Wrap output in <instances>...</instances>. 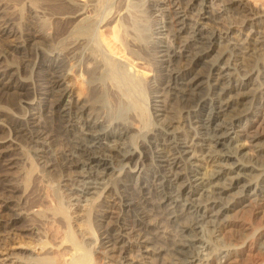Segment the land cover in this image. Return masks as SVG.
<instances>
[{"label":"bare ground","instance_id":"6f19581e","mask_svg":"<svg viewBox=\"0 0 264 264\" xmlns=\"http://www.w3.org/2000/svg\"><path fill=\"white\" fill-rule=\"evenodd\" d=\"M129 1L0 0V36L19 33L26 13L29 27L13 50L36 56L25 76L0 58V103L21 111L0 104V204L10 214L0 220V252L11 235L25 233L46 254L9 252V261L58 264L48 256L55 247L45 229L49 221L64 234L58 246L70 245L65 264H97L95 253L104 261L115 257L116 264H141L160 257L167 242L169 264H232L240 246L223 245L220 237L233 221L248 224L241 246L257 238L264 251V226L253 225L251 214L243 217L264 205V45L229 46L225 34L206 31L208 23L200 21L215 20L208 0H190L198 6L193 22L182 6L169 3L170 21L163 17L164 29L151 34L159 40L149 41L143 33L152 28H135ZM226 1L228 10L242 0ZM38 22L49 24L50 50L41 46L44 32L31 27ZM60 136L70 142L65 161L74 174L67 196L52 188L55 208L26 209L31 182L58 170L49 150ZM17 140L37 145L36 156L45 159L38 160L40 170L29 159L24 187L10 179L18 169ZM148 205L180 228L177 238L151 219ZM111 207L117 217H109ZM74 223L85 230L79 233ZM90 232L99 245L93 251L81 240Z\"/></svg>","mask_w":264,"mask_h":264},{"label":"rangeland","instance_id":"374dc122","mask_svg":"<svg viewBox=\"0 0 264 264\" xmlns=\"http://www.w3.org/2000/svg\"><path fill=\"white\" fill-rule=\"evenodd\" d=\"M131 1H133V2H131ZM178 1L179 0H130L129 5H131V6H133V5L130 3H133V4L137 3V4H135L134 8L129 6V8L131 9V11L129 9V11L131 13V14L129 13L130 14L129 16H131V18L135 19V21H133V19L130 18L131 22L133 21L135 23L134 24L135 28L138 31H141L142 29H146L148 27L152 28L151 31L145 30V32L143 33L144 37L147 34V36L145 37L146 40L149 39V41H151L150 39L152 36L153 37L152 40L157 41L159 39H154L155 35L154 36L151 35L152 31L155 28L159 29L160 27H161L160 29H164L163 28V26H164L163 19L166 16V18H165L166 22L170 21L168 19L167 15L173 9L172 7L176 6V4H178V5L175 7V9L179 10L180 6H182V9H180L179 11L182 12V15H184V13H185L186 17L188 16V18H190V19H188L189 22H193L194 21L193 19H197L199 17L197 15L198 14V12H197L198 6H195V4H194L195 1L189 0L190 2L188 4L186 3V0H185V2L183 0L182 3L178 2ZM224 2H226V4H227L226 0H208L207 1V5L209 4L211 6V8L213 9V10H211V9L210 10L214 13L213 19H215V20L212 22L211 21H202V22L200 21V23H208V25L207 24L203 25L205 27V30L207 29L206 31H212L215 28L216 32H219L223 36L225 34V37L227 38V42L230 43L229 46L234 45V43L235 44L239 43V44H242L243 46L254 45L257 48L258 47L261 48V50H262V47L264 45V0H242L240 2L238 1V2H236L233 9H228V10L224 9L225 7H227V6H225L226 4ZM169 3L172 5V7ZM196 3H200V0H197ZM162 8H163V10H162ZM206 9H208V8H206ZM166 10H168V11H166ZM132 11L134 13H132ZM26 16H27V14L25 13L23 16L22 22L20 24H18V26H17V30L19 33H16L15 36L13 35V36H9V37L0 36V58L1 59L3 58L2 60L3 61L5 60V62H7L9 64L12 63V66L14 65V67L19 70V73L21 76L22 75L25 76L26 73H25L24 69L27 68L28 64L30 66L32 65L31 67H33L34 63H36L35 62V59H36L35 58L36 57L35 52L32 53V51L30 52V50L29 51L27 50L26 51L27 54L25 53V54L21 55V54L14 52V50H13V46L17 45L21 41L19 38L20 35L22 36L25 28L29 27V24L26 22L28 20L27 19L28 16L27 17ZM198 20H199V18H198ZM47 24H48L47 22H45V24L42 22L41 23L38 22V23L31 24V27H32L33 31H35L38 34H43V32H44L45 38H43V39L40 38L39 40L42 39L41 40L42 41L41 46L44 47V49L50 50L53 47V42H51L49 40L50 37L47 36L48 32H49L48 31L46 33V31L48 30V27H49L48 26L49 24L48 25ZM45 25H47V26H45ZM203 26H201V27H203ZM45 27H46V29H44ZM150 28H148V29H150ZM38 31L39 32L41 31V32L39 33ZM159 38H160V36H159ZM162 38H164L162 42L171 44L170 43L171 40L169 41V39H165L166 37H162ZM31 55H33V56H31ZM263 58H264V56H263ZM263 63H264V61H263ZM31 67H29V68H31ZM262 68H263V66H262ZM149 69L152 70V68H150V67H146V69H142V70H146L147 72H149L148 75H150L151 72ZM35 72L37 73V70H35ZM32 76H33L32 81L36 82L37 84L39 82V84H40V81H39L40 77H37V74H35V73H33ZM37 78H38V80H37ZM34 86L37 87V85L35 83H34ZM25 98L26 97H24V99L22 98V100H25ZM0 104H2L1 107H3L4 109H7V110L9 109L13 113H20L21 112L20 110H18V108L14 107L10 101H6V102L1 101ZM3 118L4 117L0 116V121L4 120ZM3 123H4V126L6 128L9 126L7 122L3 121ZM10 135H11V133H10ZM58 135H62V134L59 132ZM3 136H4V134L0 133V138H2ZM62 137H63V135H62ZM62 137L60 136L58 138V139H60V141L57 140L58 142H56V144L52 145L53 148L51 147V149L49 150V157L57 165L58 170L56 172H53V173H48L47 177L42 182H38V183H36L34 181L31 182L30 186L28 187V191H30V193L28 192L29 193L28 197L29 198L31 197L30 198L31 201L29 199H27V197L26 198L24 197V199H26L28 202L27 206H25L26 209H29L30 207L33 208V205H34V207H38V208L41 207L40 209L43 208L45 211L55 208L56 204L53 201V197H52L53 196L52 195L53 189L52 188L60 189V191H63V192H61V194L63 196H67V193L66 192L64 193V190H66L68 188V186L71 185V182H69L68 180L72 179L74 177V174H71V172L68 171V168L66 165L67 161H65V160H67V159H65L66 158V156H65L66 151L65 150L69 148L68 143L70 145V142H69V140L67 141L65 136H64V138H62ZM17 142L20 144V146H17V147H20V149H21L17 155V158L19 159L18 169L10 170V171H12V173L10 172V174H11L10 179L13 180L12 182L16 186H21V187L23 186L24 187V184L26 181L25 174H26V171L29 168V164L31 162V160H29V159L34 160L35 164L36 163L38 164V165L37 164L36 165H37V169H39V170H40L39 166L43 164L41 161H43L45 159L39 160L38 156H36V154L34 152L35 151L34 148L37 149V145L29 143L28 140H26V141L17 140ZM41 167H43V165ZM1 179L2 178L0 177V181H2ZM61 186H63L62 189H61ZM31 192H33L34 194ZM30 194L32 196H30ZM65 198L67 199V197H65ZM14 199H16V201H21V200L23 201V197L21 199L20 198H14ZM103 201L111 202L110 199H108V200L103 199ZM72 202H75V201L73 200ZM258 207H259L258 209L254 208L256 210L253 209V214L247 213V214H244L243 217L250 218L252 216V218H250V220L252 221L253 225L262 227V226H264V205L258 206ZM2 210L3 209H2L1 204H0V220H4V221L9 220L10 217H7V215L9 213L5 214L6 212L4 213ZM157 210L158 209H154L151 205H148L146 208V211L150 212L152 220L162 222L163 224H161V225L162 226L164 225L163 227H165L166 231L169 234H171L173 238H175V237L177 238L178 235L180 234V228L169 221L168 217L165 215V213H163L164 211H162V210L157 211ZM117 211H118L117 207H111L109 212H108L109 217H111V216L117 217L118 216ZM250 214H251V216H249ZM234 216H235V218L238 217L237 219L239 220L240 219L239 217L242 216V214L237 213ZM251 221H249V222L251 223ZM48 223H47L48 225H46L45 229H46V232H49L47 234H48V238L51 242V245H53L52 247L55 246L53 248L54 250L53 249L49 250L52 252L48 256L54 257L58 261V264H65L66 262H68L70 260V256H71L69 254L70 251H67V249L69 250L70 245H69V243H67L65 245L63 244L60 246L61 247L60 248L58 246V244L59 243L61 244V242H63L62 240H64V238H63L64 234L61 231L60 227L58 225H56L57 224L56 222L54 223V221H49ZM231 224L233 225V227H232V225L231 226L229 225L227 228L223 229V231L221 233L220 241L223 245H226V246H230V245L232 247H235L238 245L240 246V247L238 246L240 248L239 252H238L239 255H237L235 257V259H233L235 262H233L232 264H264V251L261 249H259V250L257 249V248H259L257 241H256L257 238L251 239L246 243L245 246H241L242 239L245 237L246 229L248 228V224L241 223V222L239 223L238 221H233ZM73 225L75 226L76 230L79 231V233H80V231L82 232L85 230L84 227L81 228V225H79V223H74ZM244 228H245V230H244ZM84 233H86V232H84ZM97 233H98V231H97ZM19 235H23V233L18 234V235H16L14 233L13 235L10 236L11 239L6 241V243H5L6 244L5 250L6 251L3 253L0 252V264H4V263H6V264H22V263L17 261V258H12L11 261H9L10 258L6 257V254L9 252L14 253L15 256H29L31 254V252L29 250H32L33 251L32 255L35 258L36 257H43L44 255H46L44 253L45 251L42 250L40 246L35 247V245H36L35 243H32V245L30 246L32 241L29 237L26 238L25 233H24L25 236L24 235L19 236ZM97 235L100 236V232ZM95 237L97 238L96 235H95ZM95 237L90 232V234L88 233V235H86L83 239L81 236V240L83 241V244L84 243L87 244L86 247L89 250L93 251L94 245L97 248L99 247V245H97L98 244L97 242L93 243V241H95L93 238H95ZM167 243H168V247H167V244L164 245V247L165 246L166 247L163 248L164 251L161 252L162 254L160 257L155 258L154 256L150 255L148 258H145V259L139 260L140 257H136V259H138L141 264H164V263L169 264L171 261V259H170L171 258L170 257V250L171 249L169 250L168 248H170V247L172 248V246H171L172 243L171 242H167ZM127 245H130V244L128 243ZM49 247H51V246H49ZM57 247H59V248H57ZM166 248H167L168 253H167V251H165ZM98 250H100V249H98ZM131 254H134L136 256L137 252L135 251V249L131 252ZM113 255L116 256L118 254L114 253ZM126 255L129 259L128 261H131L132 259L130 256H128L129 254H126ZM133 256H132V258H133ZM98 257H100L98 253H95L93 256V261L96 263L98 262L97 264H105L106 262H107L106 264H108L109 261H111L110 264H116V261H117V260H115V257L114 258L112 257L111 260L105 259L106 261L101 260ZM32 264H35V263L32 262Z\"/></svg>","mask_w":264,"mask_h":264}]
</instances>
